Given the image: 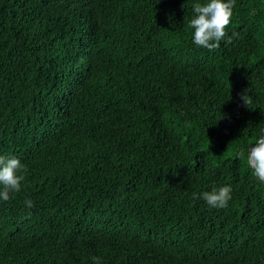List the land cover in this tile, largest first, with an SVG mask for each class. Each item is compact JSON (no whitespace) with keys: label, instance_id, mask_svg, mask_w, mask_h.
<instances>
[{"label":"trees","instance_id":"trees-1","mask_svg":"<svg viewBox=\"0 0 264 264\" xmlns=\"http://www.w3.org/2000/svg\"><path fill=\"white\" fill-rule=\"evenodd\" d=\"M264 0H0V264H264Z\"/></svg>","mask_w":264,"mask_h":264},{"label":"water","instance_id":"water-1","mask_svg":"<svg viewBox=\"0 0 264 264\" xmlns=\"http://www.w3.org/2000/svg\"><path fill=\"white\" fill-rule=\"evenodd\" d=\"M264 144V139H261L256 145H253L249 149L250 161L254 168H257V164L261 167L258 171L260 177L261 173L264 171V159H262L258 154V148ZM263 178V177H262Z\"/></svg>","mask_w":264,"mask_h":264},{"label":"bare ground","instance_id":"bare-ground-1","mask_svg":"<svg viewBox=\"0 0 264 264\" xmlns=\"http://www.w3.org/2000/svg\"><path fill=\"white\" fill-rule=\"evenodd\" d=\"M258 154L262 159H264V144L258 148ZM261 175L264 178V171H262Z\"/></svg>","mask_w":264,"mask_h":264}]
</instances>
